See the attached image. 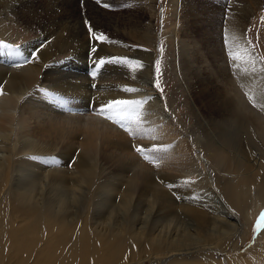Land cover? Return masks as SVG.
Here are the masks:
<instances>
[{"label":"bare ground","instance_id":"bare-ground-1","mask_svg":"<svg viewBox=\"0 0 264 264\" xmlns=\"http://www.w3.org/2000/svg\"><path fill=\"white\" fill-rule=\"evenodd\" d=\"M156 3L157 0H111L108 3L110 11L103 12L102 8L99 9L98 12L102 17L108 15L109 19L112 18L110 37L106 39L108 44L105 49L108 53H114L115 57L138 61L139 63H134L132 66L140 76L134 82L132 81L134 76L130 73H111L112 83L108 84L106 81L108 86H103V95L97 96L96 104L89 108L91 114L76 116L78 112L75 111L71 114L52 111L51 108L39 104L37 95L35 100L31 98L32 95L25 97L36 83H49L53 90L55 88L70 93L67 98L64 97L66 100L69 99L70 104L85 105L81 96L85 92L88 94L86 85L82 83L72 86L73 88L68 86L67 89L66 87L62 89L51 78L53 75L42 73L43 66L56 53L62 54L64 51L76 50L86 45L85 32L78 35V29L71 28L75 42L65 47L66 39L63 32L66 29L60 28L51 36L53 38L47 43L46 48L42 47L38 52L42 57L41 62L39 59L36 62L22 64L16 68L11 66L10 70L0 71L3 91L0 95V264H248L247 260L237 259L236 256L230 259L223 257L216 261L213 254L218 252L223 254L238 249L244 241V228L251 220L253 212L264 204V116L242 104L235 81H230L229 77H226L224 82L218 79L216 74L221 76L220 72L221 74L225 72L224 65L220 64L219 70L209 60L207 61L209 64L206 62L207 68L204 64L206 70H200L194 58V49L193 52L191 51L192 42L190 43L189 40L194 36L192 34L197 26L196 21L200 23L198 25L205 35L207 57L211 55L213 62L218 52L223 50L224 44H227L234 56L243 60L241 64L234 60L236 78L244 83V88L248 92L264 104V72L260 69L262 64L251 49L246 47L245 37L251 12L263 4L264 0H178V9L182 11L180 13L183 14L187 26L185 25L186 29L183 30V35H180L181 40L178 42V30L175 29L170 34L176 44L175 64L178 65L181 60L182 70L189 71L197 83L202 80L201 83L207 88L219 90L220 85L223 84L229 89L228 93L233 92L235 98L232 96L234 100L229 103L224 115L227 118L224 119L236 127L235 132L239 130V126L253 127L255 135L258 136L253 143L259 151V156L252 159H246L244 156L236 157V167L231 166L224 170L227 172V177H231V193L235 192V188L232 187L234 184L241 188L244 186L251 187L252 190L255 188L256 195L253 202L256 203V207L253 210L249 205L235 206L238 211L242 210V221L240 215L230 218L225 213L216 216L208 214L204 207L214 208L215 205L210 203V198L203 203L201 201L200 204L197 202L202 199L200 197L202 194L198 195L201 192L199 189L202 188L198 189L196 184L198 182H192L194 180H185L186 186L182 183V187L172 191L177 192L179 196L185 191L191 197L197 193L196 205L191 204L192 201L191 203L183 201L188 200L184 197L186 193H182L183 199L181 198L182 201L177 203L169 192L168 186L177 182L179 178L197 174L200 177L198 181L205 180L209 172L204 175L203 169L207 170L210 166L214 170H219L222 163L225 166V162L220 158L209 160L208 148L216 151L220 156L229 153L232 157L233 152L215 136L212 137L214 144L202 133L191 131L194 135L193 142L199 148L198 152L201 153L203 149V156H206L199 157V161L202 162L200 165L193 155L194 148L189 142L192 137L188 139L183 130L176 125L174 118L164 111V105L155 93L154 54L145 48L146 46L157 48V34L154 27ZM193 3L200 7L199 10L198 8L195 10ZM20 4L17 0H0V15L6 12L14 13L20 24L28 26L31 21L24 20L20 14L29 8H44L46 5L44 0L37 2L30 0L27 3L29 5ZM120 5L122 7H119ZM226 14L227 16H224ZM35 22L37 18L31 25L34 26ZM127 41L140 46L130 45ZM26 44L18 49H25L28 47ZM101 44L97 48L98 53H103L101 48L104 47H101ZM15 49L17 48H13ZM6 50L9 49L0 48V52L6 53ZM13 50L7 53L11 54ZM26 53L28 54L27 51ZM240 54H242L241 58H239ZM121 67L122 71L127 72L124 66ZM108 76L106 75L101 81L105 82ZM119 85L136 86L134 88L136 91L129 95L142 96L147 109H145L147 113L145 112L142 117L145 115L147 118H144L148 122L142 121L143 123L137 127V137L133 140H124L126 146L116 144L120 135L124 134L101 120L98 115L104 105L123 95L117 93ZM98 86L101 87L102 83ZM203 89L206 90L205 87ZM126 96L128 95L124 97ZM23 98L25 100L21 104ZM69 101L62 103H66L67 107ZM54 108H57V105ZM77 111L84 112L83 109ZM113 111L116 112L114 108ZM191 112L200 114L194 106ZM221 112L223 111L219 113ZM240 117L244 118L240 119ZM197 121H200V116ZM201 121L204 122L203 119ZM245 133L254 134L251 130ZM41 137H44L45 141L40 139ZM130 141L134 144L138 143L139 147L155 146L154 148L159 149L156 152L160 153V156L164 154L160 158L154 153L159 159L151 166L152 174H147L146 178L148 166L141 163L131 152ZM113 145L120 149L122 159L135 162V172L129 176H124V173L117 174L118 182L113 181L111 187L107 181L113 180L114 173L106 175L102 171L96 161V154L101 150L112 149ZM245 145L249 148L248 143ZM230 147L235 148L234 141L230 143ZM49 153L59 155L64 168L47 169L39 162L31 161L29 157L32 154ZM151 153L146 152L148 155H152ZM70 159L72 166L76 162L75 167L68 170L66 161ZM151 159L149 158L150 161ZM177 165L182 169L176 171L174 168ZM208 189L213 188L208 187ZM7 194H10V198H7ZM101 197L105 201L109 199V207L104 211H101L102 205L99 201ZM195 198L191 199L195 200ZM177 209L180 210V214ZM217 209L219 210V207ZM133 220L138 221L141 226L136 228ZM259 256L260 260L264 258V244ZM188 257L193 258L188 260Z\"/></svg>","mask_w":264,"mask_h":264},{"label":"rangeland","instance_id":"rangeland-1","mask_svg":"<svg viewBox=\"0 0 264 264\" xmlns=\"http://www.w3.org/2000/svg\"><path fill=\"white\" fill-rule=\"evenodd\" d=\"M29 1L30 0H22V1L17 0V3L18 4L21 3L20 5H24V4L29 3ZM33 1L37 2L40 0H33ZM44 1L47 5V6L45 5L44 8L43 7L29 8L20 14V16L24 20L31 21V23L34 19L37 18V22L34 23V26H32L31 23L28 26L20 24V22L18 21L17 15L11 12H6L0 15V42H3L4 44L11 46L12 49L21 48L22 45L28 43L26 44L28 47H25V49L24 48L19 49L18 52L16 51L17 53H15L14 50L11 52V54L7 53V52H10L9 50H6V53H4L5 51L4 52L1 51L3 52V54L0 52L1 53L0 71L10 70V68L12 67L16 68L18 64L20 66L22 64H26V63H23V61L26 59H30L33 54H36L38 56V60L40 59L39 61L41 62L42 57L41 55H38L39 54L38 52L40 51L42 47L46 48L45 46L47 45V43H50L49 41H51V39L53 38L51 36L53 34H56L60 28L66 29L63 32V36L66 39V41L64 42L65 47H69L75 42V37L71 31V28L78 29L77 31L78 35L85 32L86 39H87L86 45H82L80 48H76V50L70 49V51L69 50L64 51L62 52V54L56 53L54 55L55 57L53 56L43 66L44 72L42 70V73H45L44 75H48L49 73H50L49 74L50 76L53 75L54 77L52 76L51 78L56 82L55 84L58 87H61L62 89L63 87H66L67 89L68 86L69 88H71L72 86L75 87V86H78V84H82V83L86 85L88 94H86L85 92V94L81 96L82 97L81 100H83L85 105H82V106L76 105L78 103H76L75 105L70 104L71 102L69 101V99H67L69 101V106L66 107L65 105H67L66 103H68V101L64 99V97H66L67 95H70V93L63 91V90L61 91H59L58 89L55 90V88H54L55 90L54 91L53 87L49 86V83H41V82L36 83L33 89L29 90L26 93L25 97L32 95V97L30 96L32 99L35 100L37 98V100L40 101L39 102L40 105L42 104L44 107L46 106L49 109L51 108L50 110L52 111L64 112L66 114H71L72 111H75V112H78L77 113L78 115L76 116H81L84 114H91L92 111L89 108L94 107V105L96 104L97 98H98L97 96L103 95L104 93L103 86H108L109 83H112L111 78L113 77L110 75L111 73H114V72L122 73V74L130 73L131 76H134V78H132V81L134 82L136 81V78L140 76L139 72L135 71L134 66H132L134 63H128V64L123 65L124 70L126 69L127 72L122 71L123 69L120 66V64L105 63L99 69L95 78H93L90 75V73L94 70L95 57H113L114 56V58H116L114 53H108L107 50L105 49L107 48V44H108L106 40L102 42L101 44L100 42H97L89 38L87 26L85 25V21H87L88 24L93 28L94 32L103 33L106 37L109 38L110 37V27H111L110 22L112 18L109 19L108 15H105V17H102L101 13L98 11L100 8L103 9V12H105L104 10L110 11L111 8L108 3H110L111 0H100L99 3L97 2V0H44ZM114 1H119V0H114ZM177 1L178 0H157L156 17L154 21L155 32L157 34V48L148 47V46L145 47L146 49H148L154 54V57H153L154 59V62H153L154 63L153 64L154 65V79H155L154 86L158 84V87L155 86V89H156L155 93L158 95L161 103L164 105V111L168 113L170 117L174 118L176 125L180 129L183 130L184 135H186L188 139H191L192 137V139L189 142H191V145L194 148L193 155L194 157L196 156L200 165L202 164V162L199 161V157L201 156L206 157V156H203L204 155L203 149H201V153L198 152L197 149L199 148L197 144L193 142L194 135L191 134V131L202 133L204 136H206V138L210 142L214 144L215 142L213 141L212 137L215 136L217 139H219L220 142H223V144L230 151L233 152V155L232 157H230L228 153V154H224L223 156H220L216 151L210 150L208 148L207 152L210 155L208 156L209 160L213 161L215 159L220 158L225 162V166L222 163V166L219 170H214L208 165L209 167L207 168V170L203 169L204 175L206 174V172H209V175L205 180L202 179L198 181L199 180L198 178L200 177L197 174L195 175L190 174L187 177L179 178L177 182L171 185L172 187L169 188V192L172 195L171 197L177 203H180L182 201L183 199L182 193L184 194L186 193V196L184 197L188 199V200H183V201H186V202L192 201V203L191 202L190 203L194 205H196L197 202L200 204L201 201L203 203L206 201V199L210 198V203L214 204L215 206L213 205L214 208L210 206L204 207V210L208 214L216 216V215H219V214L222 215L223 213H225V214H228L230 218L240 215L241 217L240 220L242 221L243 219V215L241 212L242 210L240 209L238 211L237 208H235V206L241 207L243 205H249V208L253 210L254 207H256V203L253 202L255 200V195H256V193L254 192L255 188H253V190L251 189V187L248 188L247 186H244L241 188L239 185L234 184L232 187L235 188V192L231 193L230 192L231 177H227V172H224V170H227L226 168L228 169L231 168V166L234 168L236 167V160H237L236 157L244 156L246 159H252L254 157H258L259 151L257 150V148L255 147L253 143L254 139L256 138L258 139V136L255 135L256 132L253 129V127L239 126V130L235 132L236 127L232 126V123L227 121V119H224V118H227L224 115L228 109L229 103L234 100L233 98H235L234 97L235 94L233 92L228 93L229 89L223 84L220 85L219 90H213V89L207 88L205 85L203 86V84L201 83L202 80H199L200 83H197L194 76L189 71L182 70L181 60L179 61V64L177 63L178 65L175 64L174 51L176 48L175 46L176 44L172 40L170 34L173 30L177 29L178 30L177 31L178 33L177 42H178L179 40H181V36L183 35V32H184L183 30L186 29L185 25L187 26V22L183 18V14L180 13L182 11H179L180 8L178 9L179 5L177 4ZM105 3L109 5L108 8H105L103 6ZM36 4L38 6L40 5L39 3H36ZM192 5L194 6L195 10H197V8L199 10L200 7L198 5L194 3ZM119 7H122V6L120 5ZM226 13L228 14L229 12L227 11ZM251 13L252 15L249 18L247 28L245 29L246 47L251 49L255 57L261 61L262 66H260V69L264 72V3L260 4V6ZM227 14L224 16H227ZM65 16L67 18H65ZM195 24L198 27L196 26L194 33L192 34L194 36H192L193 38L189 40L190 43L191 42L192 43L191 44L189 43V44L192 48L191 50L192 52L194 49V54H195L194 58L197 61V65L198 64L200 65V66L198 65V67L201 68L200 70L201 71H203L204 69L206 70L207 68L206 62L207 61L209 62V60L214 66L218 68L220 64H222V66L224 65L223 70L224 68L226 70L225 72L223 71L224 72L223 74H221L220 72L221 76H219V74H216L218 76V79L220 80L222 79L221 81L224 82V79H226V77L227 78L229 77L230 81L231 80L233 82L235 81L236 87L238 88L237 92L240 95L239 97H240V101L242 102V104L243 103L246 104L252 111H255L256 113L264 116V104L260 103V101L257 99L256 96H253L250 92H248L244 88L245 87L244 83H242L235 76L234 60L236 59L237 61H239V63L243 60L236 58L234 56V53L230 51L229 46L227 44H224L223 50L218 52L215 58V61L213 62L211 60L212 58L211 55L207 57V51H206L207 43L204 39L205 38L204 32H201L203 30L199 26L200 23L195 21ZM189 26L191 27V25ZM39 31L41 32V34ZM44 32H47L48 34L47 33L44 34ZM127 43L130 45H134V46H140V45L134 44L131 41L129 42L127 41ZM99 44H101V47H104V48H101L103 50V53L102 52L98 53L97 48L99 47ZM93 47L97 49L96 53H93L91 51ZM214 48L216 47L214 46ZM26 51L28 52V54L26 53ZM201 52H202V55H201ZM12 53H14V55ZM23 56L26 57V59H24ZM238 56H239V53H238ZM241 56L242 54H240L239 58H241ZM157 61L159 62L158 65H157ZM208 62L207 64H209ZM119 66L121 67V70ZM157 67L159 68V72H156ZM50 70L52 72H49ZM106 75H109L107 80H105V82H102L103 79L106 77ZM61 78H62V82H61ZM65 81L67 84L65 83ZM106 81L108 84L106 83ZM58 82H60V84ZM69 83L70 85L71 84L72 85L70 86ZM99 83L100 84L102 83V86L101 87L98 86L99 87L98 89L97 85ZM105 83L106 85H104ZM120 86L121 85L117 87L118 89L117 93L119 94L121 93L123 95H121L120 97L118 96L119 98L117 97L115 98V100L125 99V100L134 101L137 103H133L128 106L118 105L119 107L121 106L120 108L117 107L116 105H113V108L114 110H116V112L113 111V108L112 110L105 109L106 112L104 115L102 114H98V115L101 120L106 121V123L108 124H111V126L114 127V129H117L119 130L120 133L124 134V135L122 134L120 135V138L119 140L116 141V144H118L119 146H126V143L124 140L125 139L133 140L135 137L138 136L137 127H139L145 121L148 122V120L146 119L147 117L145 115L142 117V115L145 112L147 113L146 111L147 109L144 106L145 103L143 102L142 96L138 95L135 97H131L129 95V92H125L124 90L127 87L134 89L136 86H133V87L130 85H128L127 87H125L126 85L121 86V87ZM204 87L206 90L203 89ZM1 88H2V85L0 84V90ZM120 90H124V91L121 92ZM94 92H96L97 95ZM228 94L231 97L227 96ZM125 95H128V96L124 97ZM61 96H63L62 101L59 100ZM56 98H58V100H56ZM24 100H25L24 98L21 100V104ZM48 100L49 102H47ZM55 101H57L56 102L57 104L55 103ZM63 101H66V103L63 104L62 103ZM58 102H61L63 105ZM58 104H60V106ZM56 105H57V108H54L56 107ZM193 106L197 108L198 111H200V114L199 113L195 114L191 112V109L193 108ZM80 109H83L84 112L80 113L79 111H77ZM117 109L119 110L117 111ZM220 111H223V112L219 113ZM105 115H111L112 118L107 119L105 118ZM199 116H200V121H197ZM241 118H244V117H240V119ZM201 119H203L204 122H202ZM247 130H251L254 134H246L245 132ZM40 139L45 141L44 137H41ZM232 141H234L235 148L230 147V143ZM130 143L129 144L132 147L131 152H133V154L136 155V158L139 161H141V163H145L148 166L149 171L148 173L145 174V178H146L147 174H152L151 171L153 169L151 168V166L154 165V162L155 164L156 162H158L156 160L159 159L157 157L160 156L159 155L160 153L152 152L151 153L152 155H148L149 153L148 154L145 153L144 155L150 156L149 158H152L151 161L149 159L145 160L142 158L140 154H138L135 151V148L139 147V144L138 143L134 144L133 141H130ZM245 143L249 144V148L245 145ZM154 153L158 154L159 156L157 155H156L157 157L154 156L155 155ZM121 155H122L121 151L120 149H118L116 145H113L112 149L101 150L99 151V153L96 154V161L99 164V166L102 168V171H104L106 175H111L114 173L113 180L107 181L111 187H112L113 181H115L116 183L118 182L117 174L124 173V176H129V174H134L135 172V162L122 159ZM162 155L160 156V158L162 157ZM29 157H31L30 158V160L32 159L31 161L35 163L39 162L42 166H45L47 169L48 168L49 169H52V168L59 169L60 167L64 168V166L62 165V158L59 155H54V153L32 154ZM155 157L157 159H155ZM162 160H164V158ZM71 162H72L71 159L66 161V166L68 170H71L72 167H75L76 161L74 162L73 166ZM174 169L178 171L182 169V167L177 165V167H175ZM152 177L153 176L151 175V178ZM152 180H154V177L152 178ZM185 180H189V181L194 180L192 182L196 181L200 185L199 186L198 183H196L198 186V189L199 188L205 189L203 191L202 189H199L201 192H199L198 195L200 196L202 194V196H200L202 197V199L199 197L200 198L199 201L197 200L198 199L197 193L194 194L195 196L192 195L193 198L197 196V198H195L194 200V199H191L192 197L187 195V192L185 191L181 192V195H180L181 197L178 195L177 192L175 193V191H172L178 187H182L183 184L186 186L187 184L185 183L186 182ZM179 182L181 184H179ZM218 183H221V184L219 185ZM208 187L213 188L211 189L212 191L209 190ZM217 187H218V190H217ZM209 192H210V195H208ZM215 194H217L218 197ZM102 197L99 201L102 205L101 211H104L109 207V202H108L109 199L105 201ZM187 197H189L190 199ZM7 198H10V194H7ZM212 200H214L215 202ZM215 207L217 208L219 207L220 211ZM223 209L225 210L223 211ZM177 211H178V214H180L179 213L180 210L177 209ZM262 213H264V204L259 206L256 209V211L253 212L251 220L249 221V223H247L246 227L244 228L245 229L244 241L238 247V249H236L235 251L225 252L223 253L224 255L220 254V252L214 253L213 258L216 261H219L223 257L230 259L233 256H236L237 259L241 258V259L247 260L248 264H264V258H261L260 260V256H259V253L261 252V249H262V245L264 244V221L260 220ZM140 217H142V215H140ZM133 221L135 222L136 228L141 226L138 221L136 220H133ZM195 256L196 255H193V257ZM193 257H188L187 259L191 260Z\"/></svg>","mask_w":264,"mask_h":264},{"label":"snow or ice","instance_id":"snow-or-ice-1","mask_svg":"<svg viewBox=\"0 0 264 264\" xmlns=\"http://www.w3.org/2000/svg\"><path fill=\"white\" fill-rule=\"evenodd\" d=\"M97 2L99 3L100 0H97ZM105 8H108L109 5L107 3H105L103 5ZM85 25L87 26V30H88V35H89V38L90 39H93L97 42H104L107 37L103 34V33H96L94 32L93 28L88 24L87 21H85ZM0 48H8L9 50H13L11 49V46L7 45V44H4L3 42H0ZM14 51H19V49H15ZM91 51L93 53H96L97 52V49L95 47H93L91 49ZM38 60V56L36 54H33L31 56L30 59H26L23 61V63H30V62H36ZM105 63H115V64H120L121 66H123L124 64H128V63H139L138 61H130L128 60L127 58H113V57H95V63H94V70L90 73V75L95 78L96 75H97V72L99 71V69L105 64ZM158 61H157V65H158ZM17 66H20L19 64ZM142 66V65H141ZM156 72H159V68L157 67L156 68ZM158 87V84L155 85ZM126 92H129V93H132V92H135L136 89H133V88H125L124 89ZM0 94H3V91L0 90ZM133 103H137V102H134V101H130V100H114V101H109L106 105H104L101 110H100V113L98 114H102L104 115L105 114V109H112L113 108V105H123V106H128V105H131ZM105 118L107 119H111V115H105ZM126 130V129H125ZM135 151L140 154L142 156L143 159L145 160H148L149 157L144 155V153L146 152H156V151H159V149L157 148H147V147H136L135 148ZM172 186L169 185V188H171ZM260 220L261 221H264V213L261 214V217H260ZM255 230V229H254Z\"/></svg>","mask_w":264,"mask_h":264}]
</instances>
